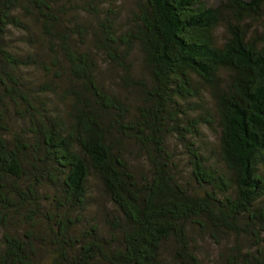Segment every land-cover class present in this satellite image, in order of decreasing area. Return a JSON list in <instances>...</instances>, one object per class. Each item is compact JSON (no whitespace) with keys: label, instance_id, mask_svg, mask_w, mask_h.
Listing matches in <instances>:
<instances>
[{"label":"trees","instance_id":"1","mask_svg":"<svg viewBox=\"0 0 264 264\" xmlns=\"http://www.w3.org/2000/svg\"><path fill=\"white\" fill-rule=\"evenodd\" d=\"M206 242L264 264V0H0V264Z\"/></svg>","mask_w":264,"mask_h":264},{"label":"rangeland","instance_id":"2","mask_svg":"<svg viewBox=\"0 0 264 264\" xmlns=\"http://www.w3.org/2000/svg\"><path fill=\"white\" fill-rule=\"evenodd\" d=\"M109 1H115V3L119 6L121 16L124 17L128 14L129 11H131L134 0H109ZM204 1L209 6H215L219 2V0H204ZM216 35L219 41H221L222 40V28H219L216 31ZM208 135L210 136L211 139H213V136H211L209 133ZM169 146L170 148H173L174 144L172 140L170 141ZM181 156L183 157V155ZM201 247L203 248V252H204V256L206 260L205 262L207 264H219L218 259H217V249L214 246L206 242V243H202Z\"/></svg>","mask_w":264,"mask_h":264}]
</instances>
